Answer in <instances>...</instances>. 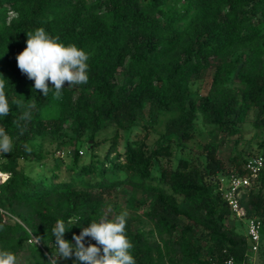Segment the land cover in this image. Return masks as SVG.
<instances>
[{
  "label": "trees",
  "instance_id": "1",
  "mask_svg": "<svg viewBox=\"0 0 264 264\" xmlns=\"http://www.w3.org/2000/svg\"><path fill=\"white\" fill-rule=\"evenodd\" d=\"M37 28L89 55L87 84H65L60 99L52 90L47 97L34 90L15 57L26 46V34ZM206 69L209 85L196 100L190 83ZM0 79H6L10 104L20 99L37 105L19 127L14 121L23 109L14 104L0 118L13 143L10 153L0 154V173L6 175L0 181V250L18 260L29 242L32 264H48L57 220L69 228L75 224L63 237L74 244V234L101 218L106 194L128 185L132 194H146L142 215L151 225L146 232L133 230L127 217L136 264H227L229 258L240 264L246 235L223 225L232 214L211 182L220 174L245 173L246 157L229 156L227 169L217 148L240 132L249 109H256L254 126L264 130V0H0ZM197 119L207 126L203 167L181 158L173 168L159 164L171 155V141L193 137ZM160 120L162 132L148 148L147 133ZM108 126L114 131L102 155L93 142L87 162L67 167L65 178H59L58 165L36 177L18 166L36 136L58 138L68 131L73 145L82 130ZM132 127L142 135L125 140L118 151L119 131ZM258 146L263 165L239 205L264 225V139ZM115 172L122 177L109 178ZM88 239L86 246L95 243Z\"/></svg>",
  "mask_w": 264,
  "mask_h": 264
},
{
  "label": "rangeland",
  "instance_id": "2",
  "mask_svg": "<svg viewBox=\"0 0 264 264\" xmlns=\"http://www.w3.org/2000/svg\"><path fill=\"white\" fill-rule=\"evenodd\" d=\"M90 1V0H87ZM119 72L117 77L119 78ZM211 71L206 69L201 72L199 77L194 79L190 83V93L197 100L202 96L210 81ZM256 115V109L251 108L247 111L245 120L238 125L239 133L225 137L224 142L217 148L218 157L225 163L226 168H229L228 157L240 153L243 157L251 154H257L260 152L258 143L264 139V130L258 129L254 126L253 120ZM164 119V116L162 117ZM162 120H160L153 128H151L146 136V147L152 146L155 139L162 132ZM206 125H203L199 119L195 121V132L191 139L185 142L171 141V155L168 158H160L159 164L166 167L173 168L179 158L186 159L190 165H194L197 168H202L204 165V155L202 153L201 146L206 141L205 131ZM114 128L108 126L100 129L96 132H90L88 130H82L74 139L73 145L68 142V137H73L68 131L65 135L58 138L51 137H39L31 139L27 143L26 155L21 159H18V166L22 171L31 177L40 176L42 174H49L53 165H58L57 173L59 178H65L67 176V167L73 164H80L87 162L89 158V151L91 150V144L98 142V145L94 147L99 156L107 147L108 139L111 137ZM143 131L138 127H132L119 131V138L117 149L121 151L122 145L125 140L130 139L136 135H142ZM93 148V147H92ZM41 156L38 157L35 153L39 152ZM51 152V153H50ZM75 160V161H74ZM153 175L157 174L156 163L150 168ZM6 175L0 173V180ZM109 178L122 177L121 172H115L113 174L108 173ZM226 174H220L218 178H222L221 183H224V177ZM217 181L211 182V189L217 188ZM133 195L134 201L142 200L143 203L134 206V201H130V197ZM177 202L184 206L186 202L182 201L180 197L176 196ZM131 202V205L129 204ZM147 197L146 194L140 190L135 191L132 194L131 188L128 185H123L111 189L105 196L104 201L101 204V216L108 215L113 217L116 213L127 211L128 218L131 221V228L138 231H149L151 228L150 223L142 215V211L146 208ZM222 223L225 227L234 228L235 231L245 233L246 221L244 218H234L232 215H228L223 218ZM176 229L175 232H177ZM28 243H23L22 251L19 254L18 264H32V260L28 255ZM55 253V252H54ZM260 254V259L264 264V225H261L259 229V241L256 254ZM61 261V262H60ZM58 264H74V257L67 260H59Z\"/></svg>",
  "mask_w": 264,
  "mask_h": 264
},
{
  "label": "clouds",
  "instance_id": "3",
  "mask_svg": "<svg viewBox=\"0 0 264 264\" xmlns=\"http://www.w3.org/2000/svg\"><path fill=\"white\" fill-rule=\"evenodd\" d=\"M26 36V46L15 59L20 72L33 81L34 90L40 91L45 97L52 90L54 98L60 99L65 84L72 87L88 83L89 55L84 50L75 44L65 45L59 42L58 37L50 35L44 28H37ZM6 86V79H0V118L7 117L14 104L17 109H23L14 121L19 127L20 121L32 119L37 105L35 100L25 103L20 99L10 104ZM12 148V138L0 127V154L10 153ZM127 217V211H122L114 218L103 215L98 221H91L81 229L79 235H73L74 244L63 237L75 224L69 228L63 220H57L52 229L56 250L54 254H50L48 264H58L61 259L73 257L74 264H136L132 255L133 244L126 234ZM85 238H90L95 243L86 246ZM32 239L35 244L41 240L38 236H32ZM0 264H18V260L11 251L0 250Z\"/></svg>",
  "mask_w": 264,
  "mask_h": 264
},
{
  "label": "built area",
  "instance_id": "4",
  "mask_svg": "<svg viewBox=\"0 0 264 264\" xmlns=\"http://www.w3.org/2000/svg\"><path fill=\"white\" fill-rule=\"evenodd\" d=\"M263 165V157L260 154H251L246 156L242 162V169L244 174L239 175L236 173H228L224 177V183L222 185V178H218L217 190L220 191L222 201L226 204L228 209L234 218H244L246 221L245 235L248 241L246 252L240 264H254L251 254L257 251L259 241V229L261 227L258 218L246 217L244 208L239 205V198L244 190L256 181L259 171ZM5 178V177H4ZM2 178L1 180H3ZM0 180V181H1ZM88 241H93L90 238ZM227 264H232V260L229 258L226 261Z\"/></svg>",
  "mask_w": 264,
  "mask_h": 264
},
{
  "label": "crops",
  "instance_id": "5",
  "mask_svg": "<svg viewBox=\"0 0 264 264\" xmlns=\"http://www.w3.org/2000/svg\"><path fill=\"white\" fill-rule=\"evenodd\" d=\"M251 257H252V259L254 261V264H263L261 259H260V254L259 253L256 254V252H255V253L251 254Z\"/></svg>",
  "mask_w": 264,
  "mask_h": 264
}]
</instances>
